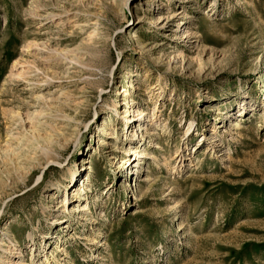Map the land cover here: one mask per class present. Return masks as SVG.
Segmentation results:
<instances>
[{"label":"rangeland","instance_id":"1","mask_svg":"<svg viewBox=\"0 0 264 264\" xmlns=\"http://www.w3.org/2000/svg\"><path fill=\"white\" fill-rule=\"evenodd\" d=\"M0 264H264V0H0Z\"/></svg>","mask_w":264,"mask_h":264},{"label":"bare ground","instance_id":"2","mask_svg":"<svg viewBox=\"0 0 264 264\" xmlns=\"http://www.w3.org/2000/svg\"><path fill=\"white\" fill-rule=\"evenodd\" d=\"M130 122H132V123H130V124H133V122H135V121L132 120V121H130ZM144 123H145V122H144ZM138 130H141V126L138 127ZM137 133H138V131L135 132V134L133 135V137H136ZM129 154L131 155L132 153H129ZM139 168H140V167H138L137 170H139ZM76 195H77V193L74 194V196H76ZM85 210H86V208H85V206H83V207L80 209V212L85 211Z\"/></svg>","mask_w":264,"mask_h":264}]
</instances>
